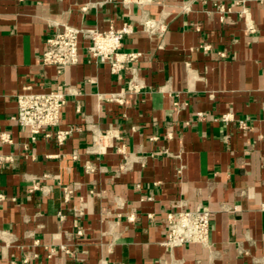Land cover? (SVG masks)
<instances>
[{"label":"crops","instance_id":"0c3cea01","mask_svg":"<svg viewBox=\"0 0 264 264\" xmlns=\"http://www.w3.org/2000/svg\"><path fill=\"white\" fill-rule=\"evenodd\" d=\"M64 23H129L142 56L115 74L81 36L59 78L42 56ZM59 80L60 124L33 138L17 96ZM199 206L209 245L170 249L168 212ZM0 264H264V0H0Z\"/></svg>","mask_w":264,"mask_h":264},{"label":"built area","instance_id":"2783aa9c","mask_svg":"<svg viewBox=\"0 0 264 264\" xmlns=\"http://www.w3.org/2000/svg\"><path fill=\"white\" fill-rule=\"evenodd\" d=\"M124 4L136 3L144 5L150 0H122ZM220 9L224 5L219 4ZM245 12V10H244ZM146 29L154 30L156 23L145 22ZM133 33V27L124 23L121 27L111 26L108 29H84L70 23H64L46 40V48L42 60L44 64L57 67L59 78L66 68L79 63L81 59L80 37L90 41L88 52L98 62L107 64L112 73L118 74L128 68L130 62L138 60L141 52L123 51L125 36ZM68 91L62 80L56 89L49 92H22L17 96V114L15 119L36 137L44 128L56 127L60 124L62 108L67 102ZM122 94H112L110 98L122 101ZM225 118H227L225 116ZM242 127H247L245 121H240ZM69 129L58 130L57 139L63 142ZM213 214L210 210L197 207L193 210L170 211L167 214V234L165 244L170 248L188 244L200 243L208 246L210 243Z\"/></svg>","mask_w":264,"mask_h":264}]
</instances>
